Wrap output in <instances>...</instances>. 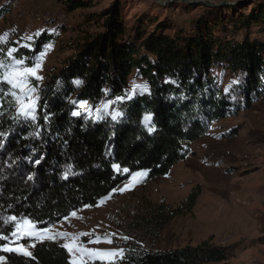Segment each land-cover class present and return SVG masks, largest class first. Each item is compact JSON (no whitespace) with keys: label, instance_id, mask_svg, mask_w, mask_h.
Listing matches in <instances>:
<instances>
[{"label":"trees","instance_id":"1","mask_svg":"<svg viewBox=\"0 0 264 264\" xmlns=\"http://www.w3.org/2000/svg\"><path fill=\"white\" fill-rule=\"evenodd\" d=\"M67 7L72 12L86 3L68 0ZM205 8L207 16L196 23L194 35L170 36L165 32L171 27H160L161 34L144 36L140 28L136 38L127 41L121 10L113 6L103 18V33L84 39L60 70L42 85L35 83L36 120L14 119L12 98L0 100L4 113L0 115V219H28L42 230L85 207L96 208L130 173L147 171L150 181L167 177L215 123L264 98V39L246 36L240 42L224 37L230 28L232 34H239L253 26L264 34V2ZM10 10V5L1 7L0 18ZM226 10L231 11L230 18ZM56 40V35L43 33L28 47L2 41L0 60L7 61L8 51L15 48L13 56L33 66ZM218 70L236 78L229 90ZM132 78L141 79L147 91L130 95ZM77 80L82 83L77 85ZM106 102L111 103V113H121L115 120L110 112L95 113ZM113 165L129 173L124 175ZM198 197L197 192L187 197L189 210ZM14 228V223L0 222V234L9 236ZM4 246L0 240V248ZM0 256L5 259L2 264H72L67 249L52 241L37 243L31 256L14 252ZM228 260V249L206 241L165 252L133 247L116 264H225Z\"/></svg>","mask_w":264,"mask_h":264},{"label":"rangeland","instance_id":"2","mask_svg":"<svg viewBox=\"0 0 264 264\" xmlns=\"http://www.w3.org/2000/svg\"><path fill=\"white\" fill-rule=\"evenodd\" d=\"M81 1L86 3L85 8L69 12L68 0H0V8L11 7L10 12L0 18L3 42H21L25 46L43 33L57 36V40L49 45L51 47L47 46L42 52L41 68L37 72L42 80L31 78L34 86L35 83L42 85L73 58L84 39L104 32L103 18L113 6L120 8L127 29L125 39L131 41L140 28L144 36L155 31L161 34L160 27H171L165 32L170 36L177 33L191 36L195 34L196 23L207 16L205 7H240L264 2L187 0L200 2L188 5L181 0H160L161 3L156 0ZM226 2L230 5L220 6ZM224 14L230 18L231 11L226 10ZM229 32L224 37L240 42L246 36L252 40L264 39V34L254 26L239 34H232L231 28ZM217 75L225 90L236 83V78L225 71L218 70ZM134 84L146 85L141 79L132 78L130 95L145 92L140 88L133 90ZM34 95L39 97L38 90ZM106 103L97 109L113 116L111 103ZM83 109L91 111L85 105ZM99 112L96 110L95 113ZM141 172L146 176L137 178L140 182L128 184L129 178L99 206L73 212L75 215L72 213L59 224L47 228L50 231L45 235L67 232L78 237L72 242L78 248L90 251L124 249V255L133 247L165 252L208 241L228 249L229 260L225 264H264V98L237 116L215 123L207 136L191 145L190 155L167 177L150 181L149 172ZM126 185L128 189L121 192ZM192 192H197L199 197L189 210L185 200ZM0 222L3 225L14 223L15 227V222L5 216ZM35 231L40 230L35 226ZM105 237L112 242H104ZM123 237L130 239L126 241ZM96 238H100V242H90ZM44 241L60 246L70 243L63 238H37L35 235L4 240L6 246L23 245L31 254L34 246ZM70 260L72 264L74 260L76 264L96 261L108 264L103 258L81 257L75 251L70 254Z\"/></svg>","mask_w":264,"mask_h":264},{"label":"snow or ice","instance_id":"3","mask_svg":"<svg viewBox=\"0 0 264 264\" xmlns=\"http://www.w3.org/2000/svg\"><path fill=\"white\" fill-rule=\"evenodd\" d=\"M7 34H5L6 36ZM5 38L0 37V42H2ZM27 39L31 40L32 37H27ZM28 47V45H25ZM51 47V46H49ZM17 49L13 48L10 49L7 53L8 60H0V100L11 97L14 107L16 108V116L14 119L19 117H23L24 119H31L36 120V108H37V101L39 97L34 95L37 92V87L33 85L31 78L39 81L42 80V77L37 74L38 70L41 68V61L43 59V53L41 57L36 61L33 66H26L24 61L21 59H17L13 56V53L16 52ZM77 85L81 84L82 81L77 80L75 82ZM136 88H140L142 91H147V85H133V90ZM3 107V104L0 103V108ZM108 104L104 105L106 109ZM101 111L97 109V112ZM4 113L0 111V115ZM74 116L79 115L77 112L72 113ZM121 113H115L112 118L115 120L117 116H120ZM145 120H150V117H145ZM149 131H154V129H149ZM113 167L119 172L122 171L124 173H129V169L123 168L120 169L119 165H113ZM146 176L145 172H136L130 173V179L128 184H132L133 181L140 182L137 178H143ZM128 189V185L125 188L120 189V191H125ZM75 215V213H73ZM10 221L15 222V230L11 232V235L0 234V240H11L12 237L16 238V240L21 239L22 237H31L35 235L37 238H47V239H56V238H63L70 241L63 245L67 248L68 252L72 254L74 251L79 252L81 257H99L107 260L108 264H116L117 260L125 259L124 249H117L113 251H90L84 248H78L74 245V241L78 239L76 236H71L67 232H57L55 235L46 236L45 234L50 231V229H42L39 232L35 231V224L34 222L24 219L22 221H17L16 217H9ZM8 221H5L7 223ZM122 239L128 240L129 237H123ZM92 243L100 242V238H96V240L90 241ZM104 242L111 243V239L105 237ZM0 251L4 252H20L24 256H31V253L27 251V249L20 245L18 247H8L4 246L0 248ZM4 257L0 256V262H2ZM73 264H76V261H73Z\"/></svg>","mask_w":264,"mask_h":264},{"label":"water","instance_id":"4","mask_svg":"<svg viewBox=\"0 0 264 264\" xmlns=\"http://www.w3.org/2000/svg\"><path fill=\"white\" fill-rule=\"evenodd\" d=\"M158 3H161L160 0H156ZM185 3H187L188 5H195V4H199L200 2H191V1H187V0H181ZM222 5H230V3L226 2V3H222L220 6Z\"/></svg>","mask_w":264,"mask_h":264},{"label":"bare ground","instance_id":"5","mask_svg":"<svg viewBox=\"0 0 264 264\" xmlns=\"http://www.w3.org/2000/svg\"><path fill=\"white\" fill-rule=\"evenodd\" d=\"M255 154V153H254ZM235 196V195H234ZM253 204V203H252Z\"/></svg>","mask_w":264,"mask_h":264}]
</instances>
